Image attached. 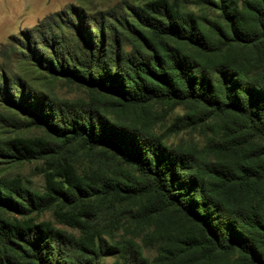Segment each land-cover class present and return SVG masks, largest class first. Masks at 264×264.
<instances>
[{
    "label": "trees",
    "instance_id": "obj_1",
    "mask_svg": "<svg viewBox=\"0 0 264 264\" xmlns=\"http://www.w3.org/2000/svg\"><path fill=\"white\" fill-rule=\"evenodd\" d=\"M188 3L122 5L96 35L45 60L52 78L102 100L16 91L8 101L63 148L105 157L79 173L48 141L11 142L17 159L44 160V190L0 178V264H102L114 255L111 264H149L134 241L103 238L105 216L119 212L142 224L167 213L185 227L153 233L160 263L264 264V0ZM152 106L180 108L206 154L165 144ZM45 210L78 235L30 215Z\"/></svg>",
    "mask_w": 264,
    "mask_h": 264
},
{
    "label": "rangeland",
    "instance_id": "obj_2",
    "mask_svg": "<svg viewBox=\"0 0 264 264\" xmlns=\"http://www.w3.org/2000/svg\"><path fill=\"white\" fill-rule=\"evenodd\" d=\"M146 0H0V178H18L26 190L40 194L44 190V160H19L11 145L14 139L39 138L53 145L55 156H65L81 173L100 168L104 155L99 151L86 152L73 145L62 147L42 126L31 123L30 117L13 111L8 101L19 93L36 94L51 100L86 104L93 98H103L64 79H55L46 70L45 60L66 46L74 49L76 41L90 31L107 24L119 8L126 4H141ZM191 8L190 0H181ZM14 91L16 93H14ZM15 99V100H16ZM153 131L167 145L177 146L205 155L204 138L196 130L184 126L178 118L184 115L180 108L165 112L159 106L149 108ZM210 135V134H209ZM215 139H221V133ZM63 148V149H62ZM206 157V156H205ZM215 159V157H212ZM37 221H50L55 227L78 235L72 228L58 224L50 210L30 214ZM107 244L134 241L149 264L157 261L159 246L156 232L182 233L185 227L167 213L152 217L145 224L132 221L127 213L107 214L104 219ZM119 255L103 256L102 264H111ZM120 260V259H119ZM218 257L214 262L223 264Z\"/></svg>",
    "mask_w": 264,
    "mask_h": 264
}]
</instances>
